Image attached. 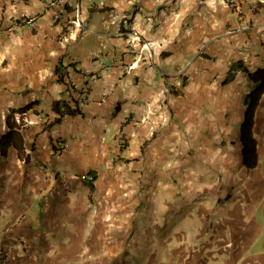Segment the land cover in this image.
I'll use <instances>...</instances> for the list:
<instances>
[{"label": "crops", "instance_id": "obj_1", "mask_svg": "<svg viewBox=\"0 0 264 264\" xmlns=\"http://www.w3.org/2000/svg\"><path fill=\"white\" fill-rule=\"evenodd\" d=\"M74 2L86 28L0 0V134L10 116L24 145L0 151L7 264H264V95L248 169L252 82L224 83L264 67V0ZM56 100L83 113L56 121Z\"/></svg>", "mask_w": 264, "mask_h": 264}, {"label": "trees", "instance_id": "obj_2", "mask_svg": "<svg viewBox=\"0 0 264 264\" xmlns=\"http://www.w3.org/2000/svg\"><path fill=\"white\" fill-rule=\"evenodd\" d=\"M70 66L72 64H69ZM60 70L58 67L55 69V73L59 79H63L67 71ZM244 71L250 81L252 82V88L246 97V111L244 120L241 123V142H242V157L246 168L253 169L258 166L259 163V152L257 140L254 135V124H255V113L256 109L260 104V100L264 95V67H258L255 70H250L247 66H244L241 60L234 62L228 71V74L224 80V83L229 82L234 77V71ZM27 107V106H26ZM26 107L20 108V111L25 110ZM53 110L58 114L56 121H59L66 115H78L82 114L78 103L74 106L67 102L56 100L53 104ZM8 129L3 134H0V151L3 157H6L11 147H15L20 155L23 154V139L20 128L10 120L8 117Z\"/></svg>", "mask_w": 264, "mask_h": 264}, {"label": "built area", "instance_id": "obj_3", "mask_svg": "<svg viewBox=\"0 0 264 264\" xmlns=\"http://www.w3.org/2000/svg\"><path fill=\"white\" fill-rule=\"evenodd\" d=\"M43 1V6H42V12H46L48 10H52V16L53 20L55 22H60L63 20V17L65 16V13L69 8L73 10L74 17L69 18L67 20V24L65 27L71 28V27H79V28H86L87 26V17L84 15L81 5L78 3H75L74 0H42ZM15 25H27L29 28H34L35 27V18H28L26 19L23 23L20 20H16ZM66 21V20H65ZM64 21V22H65ZM123 33H121L122 35ZM130 35L132 33H129ZM135 37L137 34L134 32ZM206 48V44L203 43L200 46L199 50H204ZM71 64V63H70ZM66 78L71 79L73 75V70L70 69L71 66L69 64L66 65ZM109 70V68H108ZM88 99L85 100L87 102ZM103 101V100H102ZM59 149L66 148L68 144L60 142L59 144ZM60 176L65 178L69 176L68 172L65 170H60ZM73 178L87 182V183H94L96 180V177L94 174L91 173H86V174H73ZM12 255L11 249L1 247L0 246V264H7L9 262V259Z\"/></svg>", "mask_w": 264, "mask_h": 264}, {"label": "rangeland", "instance_id": "obj_4", "mask_svg": "<svg viewBox=\"0 0 264 264\" xmlns=\"http://www.w3.org/2000/svg\"><path fill=\"white\" fill-rule=\"evenodd\" d=\"M263 154H264V151L261 152L262 156H264ZM259 168H260L261 171H264V159H263V162L261 163V165L259 164Z\"/></svg>", "mask_w": 264, "mask_h": 264}]
</instances>
